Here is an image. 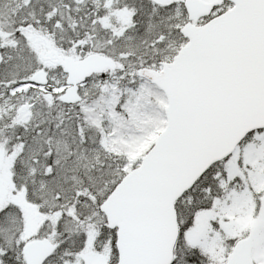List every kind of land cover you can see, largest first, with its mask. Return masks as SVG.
I'll list each match as a JSON object with an SVG mask.
<instances>
[{"label": "snow or ice", "instance_id": "obj_1", "mask_svg": "<svg viewBox=\"0 0 264 264\" xmlns=\"http://www.w3.org/2000/svg\"><path fill=\"white\" fill-rule=\"evenodd\" d=\"M0 264H264V0H0Z\"/></svg>", "mask_w": 264, "mask_h": 264}]
</instances>
